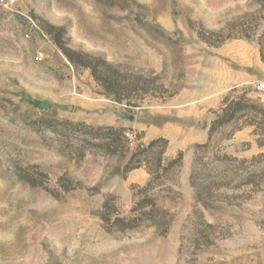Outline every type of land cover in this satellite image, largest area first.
Listing matches in <instances>:
<instances>
[{
  "label": "rangeland",
  "instance_id": "1",
  "mask_svg": "<svg viewBox=\"0 0 264 264\" xmlns=\"http://www.w3.org/2000/svg\"><path fill=\"white\" fill-rule=\"evenodd\" d=\"M259 83L264 0H0V264H264Z\"/></svg>",
  "mask_w": 264,
  "mask_h": 264
},
{
  "label": "trees",
  "instance_id": "2",
  "mask_svg": "<svg viewBox=\"0 0 264 264\" xmlns=\"http://www.w3.org/2000/svg\"><path fill=\"white\" fill-rule=\"evenodd\" d=\"M236 91H232L226 95L218 110L215 112V118L210 123L208 128V141L202 147H207L212 142L213 134L217 129L235 125L242 122V126H249L264 129V108L255 104L251 99L246 98L245 95L232 96ZM240 126V127H242ZM111 130V129H110ZM110 143L105 144L107 147L112 146L115 139L108 138ZM163 143L160 150H155L158 143ZM112 143V144H111ZM167 141L158 139L150 142L147 146L137 149L131 155V161H137L138 167L143 166L150 178L144 189H149L154 181H164L167 173L173 167L179 168L181 164L182 155L179 153L176 158L165 161L163 157ZM256 178L254 175L252 176ZM252 179V178H251ZM144 200V199H143ZM150 206L155 208V203L152 199L148 200Z\"/></svg>",
  "mask_w": 264,
  "mask_h": 264
},
{
  "label": "built area",
  "instance_id": "3",
  "mask_svg": "<svg viewBox=\"0 0 264 264\" xmlns=\"http://www.w3.org/2000/svg\"><path fill=\"white\" fill-rule=\"evenodd\" d=\"M35 59L37 61H40L42 59V54L41 53H38L35 57ZM264 89V83H259L257 86H256V90L257 91H261Z\"/></svg>",
  "mask_w": 264,
  "mask_h": 264
}]
</instances>
